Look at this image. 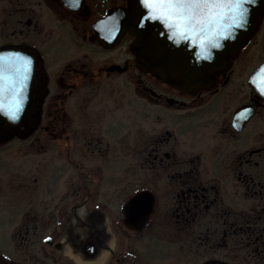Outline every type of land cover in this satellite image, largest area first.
Returning <instances> with one entry per match:
<instances>
[{
  "label": "flooded vegetation",
  "instance_id": "flooded-vegetation-1",
  "mask_svg": "<svg viewBox=\"0 0 264 264\" xmlns=\"http://www.w3.org/2000/svg\"><path fill=\"white\" fill-rule=\"evenodd\" d=\"M156 34L139 0H0V57L32 62L17 119L0 82V264H264V14L195 75L153 68Z\"/></svg>",
  "mask_w": 264,
  "mask_h": 264
},
{
  "label": "snow or ice",
  "instance_id": "snow-or-ice-1",
  "mask_svg": "<svg viewBox=\"0 0 264 264\" xmlns=\"http://www.w3.org/2000/svg\"><path fill=\"white\" fill-rule=\"evenodd\" d=\"M250 2L251 0H144V5L148 7L149 18L164 23L172 30L174 38L178 36L196 42V37H199L203 57L210 58V51L204 48L205 41L211 47H221L219 41L231 36V32L224 30H234L243 27L246 23L245 4ZM150 5L156 7H149ZM5 61L10 62L8 67L13 68L20 78V86L14 93L17 99L14 101V106L6 112L11 119H17L22 110V94L29 79L32 62L19 55L0 57V80L3 79ZM261 72L264 73V69H261ZM3 111L5 106L0 100V112Z\"/></svg>",
  "mask_w": 264,
  "mask_h": 264
},
{
  "label": "water",
  "instance_id": "water-1",
  "mask_svg": "<svg viewBox=\"0 0 264 264\" xmlns=\"http://www.w3.org/2000/svg\"><path fill=\"white\" fill-rule=\"evenodd\" d=\"M141 5L145 7L144 0H139ZM149 7H156L150 5ZM247 9L246 23L243 27L236 29H226L224 31L231 32V36L228 39L220 40L221 47L214 48L205 41L204 48L210 51V58H204L202 54L199 37H196V42L185 40L180 37H173L172 30L168 29L164 23L161 22V42L158 43V34L155 35L154 50L160 51L161 45V66L159 63L153 65L154 69H160L167 66H175L180 69V73L183 75L194 73L197 74L199 70L211 65H217L227 51L234 50L238 46L246 42L250 36L255 32L257 25L259 24L264 14V0H251L250 3L245 4ZM158 21V20H156ZM225 23H229L225 21ZM179 41V42H177ZM212 60V61H211ZM261 69H264V63L258 68L256 76L252 79L255 82V78L262 73ZM14 72L11 74L3 73V79L1 81H12ZM264 90V87H263ZM8 103V102H7ZM138 198L135 197L134 199ZM133 199V200H134ZM133 202V201H132ZM144 217H141V220Z\"/></svg>",
  "mask_w": 264,
  "mask_h": 264
},
{
  "label": "rangeland",
  "instance_id": "rangeland-1",
  "mask_svg": "<svg viewBox=\"0 0 264 264\" xmlns=\"http://www.w3.org/2000/svg\"><path fill=\"white\" fill-rule=\"evenodd\" d=\"M115 98L118 101L124 100L125 102L127 101L128 103L134 104V103H139L140 101L138 99H140L141 97L136 93V91L134 89H129L127 91V93L124 95H119L117 93L115 95ZM30 140H31L30 138H28V139L25 138V139L17 141V142H16V140L13 141V143L15 142L14 144H15V150L16 151H12V152L19 153L18 154L19 159L21 158L20 156L24 157L25 159H23L21 161H22V163L26 164V166H28L29 163L31 162L30 154H28V153H30V147H29L30 146ZM7 154H8V152H6L4 154V156H3V154L0 155V168L4 165L3 163L6 162V155ZM116 156H117L116 166H122L124 162L121 160L125 159L126 153L118 152L116 154ZM45 161H46L45 154H43L40 162L43 163ZM120 173L122 174V175L121 174L118 175V177L120 179L125 178L126 177L125 175H130L128 172H126L124 170H122ZM119 182H126V181H124V180L120 181L119 180ZM119 184H121V183H119ZM122 184H123V186L119 187V190L117 191V194H116L117 200L119 203H120V201H122V198L125 200V197L128 196L132 191L137 190V188H139L140 185H145V184L135 183L134 181H128V182L122 183ZM149 185H150V183H149ZM109 196L110 195L108 192V194H106V196H102V198L110 199L111 196L110 197ZM113 198L114 197L112 196V199ZM121 219H122V213H121V216L119 215V220H121ZM119 226H121L122 231H127L126 229H124V226H122L121 224ZM155 231L157 232L158 230L155 229ZM122 236H123V234H122ZM144 238H145V240L143 239V244L145 245L146 249L147 248L155 249V252H154V250H152V251L150 250L149 256L155 258V261L157 263H161V250H160L161 249V247H160L161 246V238H159V237L154 238L151 235H149L147 237L145 236ZM121 241L122 242L124 241V243H125L126 239L124 236H123V239ZM112 242L114 243V241H112ZM116 242H118L117 239H116ZM2 245H3L2 234H0V248L2 247Z\"/></svg>",
  "mask_w": 264,
  "mask_h": 264
}]
</instances>
